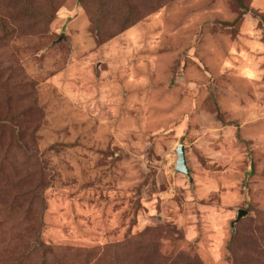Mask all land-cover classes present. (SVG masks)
I'll return each mask as SVG.
<instances>
[{"label":"rangeland","instance_id":"1","mask_svg":"<svg viewBox=\"0 0 264 264\" xmlns=\"http://www.w3.org/2000/svg\"><path fill=\"white\" fill-rule=\"evenodd\" d=\"M0 19V264H264V0Z\"/></svg>","mask_w":264,"mask_h":264},{"label":"water","instance_id":"2","mask_svg":"<svg viewBox=\"0 0 264 264\" xmlns=\"http://www.w3.org/2000/svg\"><path fill=\"white\" fill-rule=\"evenodd\" d=\"M175 170L179 173L185 174L191 181L190 178V172L187 167L186 158H185V148L183 145L178 146L177 149V162H176V168ZM246 215V212L240 211L238 214L237 220L232 224V228L234 229V226L236 223H238L242 217Z\"/></svg>","mask_w":264,"mask_h":264},{"label":"trees","instance_id":"3","mask_svg":"<svg viewBox=\"0 0 264 264\" xmlns=\"http://www.w3.org/2000/svg\"><path fill=\"white\" fill-rule=\"evenodd\" d=\"M239 2H242V0H238ZM148 4V3H147ZM98 23H101V20H99L98 21ZM0 24H1V27L2 26H4V24L2 23V19H0ZM94 24H97V22L96 23H94ZM3 28V27H2ZM4 29V28H3ZM4 31H5V33L7 32L5 29H4ZM4 38V36H0V40L1 39H3ZM31 177H33V179L35 180V181H37V178L39 177V176H35V173H30L29 174ZM40 178V177H39ZM44 188H46V183H45V185L43 186V181L41 180L39 183H37L32 189H33V192H34V195L32 196V198L30 199V201H27V205L28 206H32L33 205V203L35 202V201H38V200H40V198H41V196H42V194H43V190H44ZM38 206H40V205H38ZM38 231H36L35 233H37ZM34 235H36V234H34ZM24 252V251H23ZM27 255V254H26ZM14 264H17V263H14Z\"/></svg>","mask_w":264,"mask_h":264}]
</instances>
